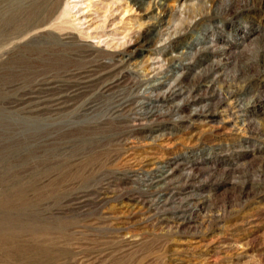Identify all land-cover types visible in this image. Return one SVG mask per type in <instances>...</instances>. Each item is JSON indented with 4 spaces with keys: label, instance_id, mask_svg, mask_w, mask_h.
<instances>
[{
    "label": "rangeland",
    "instance_id": "obj_1",
    "mask_svg": "<svg viewBox=\"0 0 264 264\" xmlns=\"http://www.w3.org/2000/svg\"><path fill=\"white\" fill-rule=\"evenodd\" d=\"M59 3L0 0V167L20 174L14 181L0 182V205L25 204L23 220L30 213L49 223L80 218V227L71 228L73 239L58 246L71 251L57 257L61 264H264V0L79 1L85 29L97 28L110 18L109 48L129 54L130 66L113 94L95 98L85 110L78 108L88 95L81 97L71 113H64V120L48 124L45 118H27V113L9 103L29 91L32 79L44 69L46 54L41 49L48 47L46 38L26 35L29 21L48 17L72 21L64 23L63 30L51 27L53 44L63 54L71 49L69 33L83 42H98L76 25L74 16H61ZM149 30L158 33L157 40L147 36ZM149 72L170 74L169 81L179 80L183 89L182 95L166 99L162 110L178 104L184 108L151 121L133 118L130 124H147L152 132L120 142L125 135L120 124L124 117L107 118L102 105L125 92L133 77ZM167 89L168 85L161 91ZM203 107L208 115L188 117ZM77 111L82 113L74 115ZM180 116L189 119L180 121ZM17 121L26 130L14 139ZM65 125L69 130L61 131ZM77 129L86 132H73ZM34 134L38 138L48 134L50 139L33 145ZM114 153L120 157L108 169L123 173L113 179V185H127V175L133 179L130 185L141 184L156 166L171 161L178 166L175 176L181 180L190 169L203 173L190 190L200 194L197 200L205 196L206 202L190 214L187 224L170 228L159 223L146 205L132 204L129 197L108 191L98 213L88 205L87 214L77 217L79 210L63 215L45 204L47 198L59 201L56 180L30 178L35 168L38 177L68 168L80 171L92 158ZM171 188L179 193L181 187ZM89 253L91 259L84 258Z\"/></svg>",
    "mask_w": 264,
    "mask_h": 264
},
{
    "label": "bare ground",
    "instance_id": "obj_2",
    "mask_svg": "<svg viewBox=\"0 0 264 264\" xmlns=\"http://www.w3.org/2000/svg\"><path fill=\"white\" fill-rule=\"evenodd\" d=\"M79 1L81 0H60L59 8H63L61 16H74L75 19L78 20L76 25L80 26L82 31L85 30L88 37L98 38L97 43L83 42L74 34L70 35L69 33L66 38L70 39L68 42L71 43V49L68 50L66 54H63L58 50V47H55L56 44H53L55 41L52 38L51 27L56 25L55 28L63 30L64 26L62 25L72 21H50L49 17L40 21H29V25L25 30L26 35L31 34L33 39L38 37L46 38V45H48L49 48L46 46V51V47L41 49V51L46 54L43 62L44 69L32 79L29 91L22 93L20 99L9 102L10 104H13L12 106H15V108H20L22 114L27 113V115L24 114L27 118H31L32 120L45 118V120H50L48 121V124L55 121H62L66 118L65 116H67L65 115L67 114L66 112L73 111L71 109L77 107L75 106V100H79L81 97L87 95L88 96L82 106L78 109H88L91 107L92 100H95V98L103 96V94H113V90L119 84L118 81L124 72L129 69L131 56L122 52L117 53L113 48V50L109 48L111 46V36L108 30H106V27L109 25L108 23L112 22L110 21V18L106 17L105 21H103L97 28L90 29L88 26L85 29L82 22L85 17L83 18V15L81 14ZM63 2L64 6H62ZM148 35L153 37V41L158 39V33H156V31L154 32V30H149L147 32V36ZM59 40L62 41V39ZM102 44L105 46H102ZM160 73L161 74H159V72L151 74L149 72L145 75L139 74L138 76L133 77L125 92L123 91L120 94L113 95L109 102L103 103L102 106H104L107 118L113 117L120 120L121 118L119 117H124L120 120V124L123 129L121 133L125 135L122 139L118 138L120 142L123 140L125 142L131 136H148L150 132H152V130L146 126L147 124H130L133 118L134 120L143 119L151 121L162 114L168 113L171 116L178 114L183 110V104H178L176 107L164 111L162 110L161 106L165 100L181 94L183 89L180 87L179 80L169 81L172 75L163 72ZM83 83L89 84L85 86ZM167 85L168 89L166 91H161V89ZM88 88L91 90L89 93L86 92ZM229 94L232 96L233 93L230 92ZM189 102L190 99L187 100V104ZM5 103L8 102L4 101L3 104ZM208 112L209 111L205 110L203 107L201 110L196 109L188 117L194 119L202 115H208ZM81 113L82 112L77 111L74 115ZM57 114L60 115L56 116ZM22 117L23 116L19 115L18 119H22ZM178 118H181V116ZM189 118L182 117L180 121H185ZM63 128H65L66 131L67 129L69 130V127L66 125L65 127H62L61 131L64 130ZM25 130L26 129L23 128L21 121H17L16 129L13 128L14 134L12 137L14 139L18 138V135L22 134ZM73 132L84 133L86 132V129H77ZM36 134L33 135V145H40L44 141L46 142L50 139V135L48 134H38L41 136L40 138H38ZM42 137H45V139L40 140ZM1 144L2 140L0 138V146ZM119 157V153H114L112 155L104 156L103 158H92L83 170L79 171L74 168H68L57 174L44 177H38L40 174L38 170H36L37 168H35L34 175L30 174V178L32 180H35L36 178L42 180H56L59 184L57 188L60 197L59 201L54 198H47L45 204H48L51 212L63 215L68 211L79 210V212H76L77 217H82L87 214L85 208L88 205H91L95 209L94 212L98 213L102 206V201L105 198V194L108 191L115 192L116 197H129L132 204L142 203L146 205L159 223L163 226H169L170 228L187 224L191 219L190 214H192L199 205L206 202L207 198L205 196H202L201 194V199L197 200L198 195L200 196V194L195 193V191L191 192L190 190V185L199 182L203 173L190 169L186 172L184 177H182V180H184L183 183H178L182 181L180 176H175L178 166L174 165L171 161H167L162 165L159 163L160 165L156 166L154 172H151L146 178L140 180L141 184L138 182V185H134V183L133 185H130L133 179L130 175L125 174L127 175L126 179H128V184L130 186L121 183L115 184L116 182L113 185V179L123 172L110 170L108 168L109 164L116 161ZM2 161L3 160L0 159V163ZM33 167L34 165H32L30 169H33ZM10 173L11 172L7 173L2 167H0V182L14 181L19 178L20 174L18 172H14L13 174ZM8 176L11 177L6 179ZM171 187L175 189L179 187L181 188H179L180 191L177 193L174 192ZM179 194H183V196H179ZM177 201V205H170L171 202L173 204V202L175 203ZM0 206V264H61L58 262L59 258L57 257L71 254V251L68 249L58 246H60V243L67 244L73 239L74 236L72 235L73 232H71V228L80 225L78 223L80 222V218H57L49 223L46 222V220L42 221L39 218L36 219V214L34 213L33 216V213H30L28 219L23 220L21 219V216L25 204L20 206V208L12 205V203L8 206L5 205L2 207L3 204ZM3 208L6 209L2 211L1 209ZM16 210L19 211V213H16ZM117 254L119 255V253ZM91 255H93V253L85 254L84 258L91 259ZM92 257L94 258V256Z\"/></svg>",
    "mask_w": 264,
    "mask_h": 264
}]
</instances>
